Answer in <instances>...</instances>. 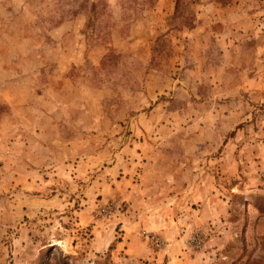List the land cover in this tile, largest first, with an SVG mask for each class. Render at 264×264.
<instances>
[{"label":"rangeland","instance_id":"obj_1","mask_svg":"<svg viewBox=\"0 0 264 264\" xmlns=\"http://www.w3.org/2000/svg\"><path fill=\"white\" fill-rule=\"evenodd\" d=\"M233 1L0 0V264H121L89 253L84 221L127 216L122 194L142 177L199 160L215 176L228 154L234 180L215 178L232 193L229 259L211 264H264V239L247 230L264 221L251 207L264 208L263 189L241 194L264 178L250 168L264 158V0ZM103 175L104 193L89 190Z\"/></svg>","mask_w":264,"mask_h":264},{"label":"crops","instance_id":"obj_2","mask_svg":"<svg viewBox=\"0 0 264 264\" xmlns=\"http://www.w3.org/2000/svg\"><path fill=\"white\" fill-rule=\"evenodd\" d=\"M238 18L244 19L245 23L247 19H251L246 16H239ZM240 22L241 20L235 21L234 32L233 30L228 31V36H236L239 33L241 30V26H238ZM217 36H220L221 39L226 38L220 33ZM225 147L229 152L230 142ZM224 158L217 161L219 169H217L216 175H220L219 180L230 182V180H234L232 176L238 169L229 154ZM84 160L83 163L88 165L90 161ZM146 164L145 166L148 167ZM179 164L181 166L179 175L172 177L169 174L162 177L163 181L161 182L160 177L145 176L139 180L138 184L133 185L130 190L123 193V198L132 201L130 204L125 203L126 207L131 208L130 211L127 209L129 213L127 216L118 215L113 219H99L95 215L89 216L83 224V226L91 225V238L88 242L89 253L103 255L109 252L113 262L121 264L151 259L165 264H211L212 262L216 263V261L220 262L219 257L222 260L229 259L225 254L227 251L225 247L229 243L230 236H232L228 229L231 189L228 191L224 186L221 188L219 184H216V175L214 176L213 172L206 168L201 160L199 162L184 161ZM256 164H260L261 167H257ZM256 164L250 168L264 171V158L262 162ZM161 166L170 171L176 165L175 162H164L162 165L159 162H154L150 168L154 169ZM69 167L70 165L67 168ZM114 168H107L105 171L109 172ZM245 169L244 173L247 177L248 167ZM151 179L155 182V187L149 188L147 181ZM246 179L247 181L242 182L244 190L241 194L248 196L259 191L258 187H256L257 189L252 188L258 182L256 186L259 185L263 189L258 194L264 196V178H256V175L255 177L253 175V177L250 176ZM108 184V178L103 175L90 181L89 190L96 188L97 192L104 193L103 190ZM121 184L122 182L116 181L118 187ZM235 191L238 192L237 188ZM114 195L118 197L120 193L115 192ZM251 204L253 211L258 212V209H264L261 204L256 206V203L254 204L252 201ZM83 212L87 215L91 213V210L90 208L87 211L85 209L79 216ZM171 213L175 215L176 221L170 218ZM209 224L215 226V228L213 227L214 235L199 250L190 247L187 241L191 231L199 229V227L205 229L209 227ZM263 225V220L257 224L251 223L247 226V230L253 231L255 235L258 233L256 238L258 237L263 241ZM140 230L162 235L169 241V246L163 251H152L137 236ZM180 230L185 234H180Z\"/></svg>","mask_w":264,"mask_h":264},{"label":"built area","instance_id":"obj_3","mask_svg":"<svg viewBox=\"0 0 264 264\" xmlns=\"http://www.w3.org/2000/svg\"><path fill=\"white\" fill-rule=\"evenodd\" d=\"M142 238L146 240L147 244L154 249H160L164 247L165 242L157 235H154L152 233H142L141 234ZM202 235H200L199 238H196L194 240V244L198 247L202 244L203 238L201 239Z\"/></svg>","mask_w":264,"mask_h":264},{"label":"trees","instance_id":"obj_4","mask_svg":"<svg viewBox=\"0 0 264 264\" xmlns=\"http://www.w3.org/2000/svg\"><path fill=\"white\" fill-rule=\"evenodd\" d=\"M176 7H177V5H176ZM176 7H175V11H176Z\"/></svg>","mask_w":264,"mask_h":264}]
</instances>
